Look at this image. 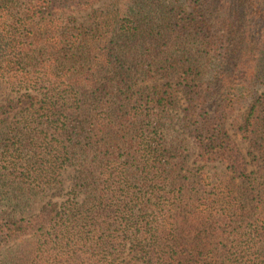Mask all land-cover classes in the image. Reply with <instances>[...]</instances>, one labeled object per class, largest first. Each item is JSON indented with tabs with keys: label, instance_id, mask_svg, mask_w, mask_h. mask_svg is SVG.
Here are the masks:
<instances>
[{
	"label": "trees",
	"instance_id": "1",
	"mask_svg": "<svg viewBox=\"0 0 264 264\" xmlns=\"http://www.w3.org/2000/svg\"><path fill=\"white\" fill-rule=\"evenodd\" d=\"M22 1L0 0V264H264V0ZM179 131L222 169L183 173Z\"/></svg>",
	"mask_w": 264,
	"mask_h": 264
},
{
	"label": "rangeland",
	"instance_id": "2",
	"mask_svg": "<svg viewBox=\"0 0 264 264\" xmlns=\"http://www.w3.org/2000/svg\"><path fill=\"white\" fill-rule=\"evenodd\" d=\"M109 1L111 0H102L98 3H96L91 9H87L84 11H74L73 14L75 15V17L77 18L78 21L80 22H84L87 21L89 18V15L91 13L92 10L96 9V8H100L105 6L106 3H109ZM24 3V0L21 2V4ZM259 92H263L264 91V86H262L261 88H259L258 90ZM16 94L15 92H11L10 97H15ZM2 97L0 99V101H3ZM178 138L182 139V143H183V154H185L187 156V160L185 162V164L183 165L182 168V172H184V170H190L191 172H195L197 170V168L202 166H205V170L209 171L210 173L215 172V171H220L222 169V166L218 163H208V164H204L202 162H199L196 160V147L193 144L192 140L190 137H188L185 133H183L182 131L178 132ZM238 142L240 144V146H242L244 151H247V146L245 144H243V142L241 140L238 139ZM249 155V154H248ZM251 158L248 157V161H249V165H248V172L251 175H256L257 173H255L254 171H257V166L254 165L251 161ZM72 175H73V171L72 168H66L64 170L60 171L59 174V179H60V191H58L56 194H54L51 197H48L47 199H51V201L53 202H57L60 203L63 200H65L68 197V190L70 187V183H71V179H72ZM40 203H38L33 210H31V212L35 211L37 207H39ZM25 215V214H24Z\"/></svg>",
	"mask_w": 264,
	"mask_h": 264
}]
</instances>
